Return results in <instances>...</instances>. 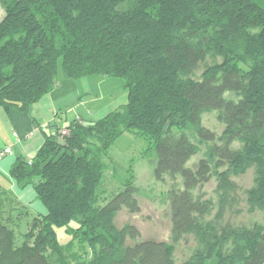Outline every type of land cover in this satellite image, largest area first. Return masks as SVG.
Here are the masks:
<instances>
[{
    "label": "trees",
    "instance_id": "16d2710c",
    "mask_svg": "<svg viewBox=\"0 0 264 264\" xmlns=\"http://www.w3.org/2000/svg\"><path fill=\"white\" fill-rule=\"evenodd\" d=\"M0 7L4 107L30 106L53 90L60 60L66 78L119 77L128 92L101 118L46 134L31 159L12 166L47 213L33 215L19 237L30 211L0 194V264H175L174 243L190 233L200 245L189 264H264V224L220 229L208 220L213 202L202 191L214 175L220 186H234L230 175L254 166L249 200L264 208V0H0ZM214 110L224 124L219 137L202 120ZM188 127L211 142L193 166L200 146ZM125 132L156 151L155 178L172 182L164 194L170 241L141 239L136 225L115 224L123 209L141 210L132 161L121 189L101 198L106 157Z\"/></svg>",
    "mask_w": 264,
    "mask_h": 264
},
{
    "label": "rangeland",
    "instance_id": "374dc122",
    "mask_svg": "<svg viewBox=\"0 0 264 264\" xmlns=\"http://www.w3.org/2000/svg\"><path fill=\"white\" fill-rule=\"evenodd\" d=\"M2 15L3 10L0 7V17ZM213 62L214 59L212 57H207V64H212ZM205 65V63H202L200 69L196 71V73L202 72ZM62 74L63 71L60 60L57 77L60 78ZM85 77V79L78 80V87L85 98L88 97L87 100H96V102L94 100L90 106L99 105L98 107H104V109L113 107L114 103L119 102L122 92H127L123 87L124 80L122 78H109L103 75H89ZM100 80L104 81L102 82ZM85 82H87V84ZM226 96L236 98L233 93L229 92L226 93ZM202 120L203 124L214 131L217 137L222 134L224 124L218 120L217 111L205 112ZM185 131L188 136L200 146L199 153L193 156L188 162V166H193L200 157L204 156L211 142L201 141L192 127H188ZM147 146L149 145L144 139L129 132H125L115 141L106 157L108 167L105 171L104 182L101 185V198L107 195L112 196L121 189L120 179L126 175V169L132 161L133 164L131 165V169L136 176L135 184L140 189L137 193V197L141 210L138 213H130L126 209H123L116 215L114 219L115 224L119 228L123 227L126 223L136 225L141 231V239L170 241L172 228L170 203L165 199L164 194L167 192L172 182L170 179H167L166 182H162L155 178L154 169L158 157L156 151L153 148L149 149ZM233 146L238 148L242 146V143L235 142ZM116 163H118L120 167H118V173L114 175L113 166ZM222 170L224 169L222 168ZM254 178V166L248 168L243 174H231L230 181L234 186H220L219 175H214L202 188L206 197L210 198L213 202V210L208 220H212L220 229L228 225L243 229L250 228L255 223L264 224V208L252 204L249 200L248 190L254 185ZM178 181H180V179H178ZM35 212L36 211L32 209L30 215H25L20 219L16 232L19 237H21L20 233L27 231V223L32 219L33 215H35ZM58 233L61 239L62 230L59 229ZM128 242L134 243V241L129 238ZM199 245L200 243L195 233H190L179 242L174 243L175 264H189L190 257L196 252ZM232 246V242H230L227 248L230 250ZM211 260L206 264H215V260Z\"/></svg>",
    "mask_w": 264,
    "mask_h": 264
},
{
    "label": "crops",
    "instance_id": "0c3cea01",
    "mask_svg": "<svg viewBox=\"0 0 264 264\" xmlns=\"http://www.w3.org/2000/svg\"><path fill=\"white\" fill-rule=\"evenodd\" d=\"M78 80L62 74L53 90L24 108H6L0 104V150L6 146L12 148L11 153L0 159V194L13 196L29 209L30 214L34 209L35 215H44L47 209L37 198L32 183L20 182L12 176V166L21 158L31 159L43 145L46 134H55L59 127L65 128L76 119H99L128 101V92H122L119 102L114 103L113 107L104 109L99 105L90 106L95 99L85 98L78 87Z\"/></svg>",
    "mask_w": 264,
    "mask_h": 264
},
{
    "label": "built area",
    "instance_id": "2783aa9c",
    "mask_svg": "<svg viewBox=\"0 0 264 264\" xmlns=\"http://www.w3.org/2000/svg\"><path fill=\"white\" fill-rule=\"evenodd\" d=\"M62 133H66V130H62ZM12 152V148L10 146H6L5 148L0 150V159L4 157L5 155ZM31 162V160H30Z\"/></svg>",
    "mask_w": 264,
    "mask_h": 264
}]
</instances>
